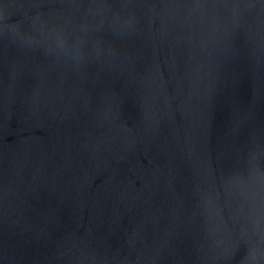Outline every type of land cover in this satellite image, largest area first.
<instances>
[{
	"label": "water",
	"instance_id": "95a60500",
	"mask_svg": "<svg viewBox=\"0 0 264 264\" xmlns=\"http://www.w3.org/2000/svg\"><path fill=\"white\" fill-rule=\"evenodd\" d=\"M0 264H264V0H0Z\"/></svg>",
	"mask_w": 264,
	"mask_h": 264
}]
</instances>
